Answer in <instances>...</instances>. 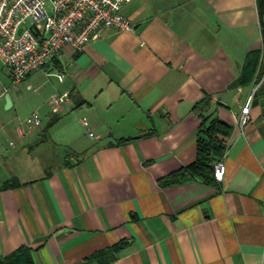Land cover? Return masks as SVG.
<instances>
[{
	"label": "crops",
	"instance_id": "0c3cea01",
	"mask_svg": "<svg viewBox=\"0 0 264 264\" xmlns=\"http://www.w3.org/2000/svg\"><path fill=\"white\" fill-rule=\"evenodd\" d=\"M122 12L133 29L107 28L73 65L56 59L19 83L44 100L25 114L20 93L7 108L1 80L0 264L20 248L35 264H264V10L132 0ZM66 91L73 103L54 114L49 97ZM206 95L233 125L214 183L174 176L197 157L193 108ZM35 111L41 127L24 122Z\"/></svg>",
	"mask_w": 264,
	"mask_h": 264
},
{
	"label": "built area",
	"instance_id": "2783aa9c",
	"mask_svg": "<svg viewBox=\"0 0 264 264\" xmlns=\"http://www.w3.org/2000/svg\"><path fill=\"white\" fill-rule=\"evenodd\" d=\"M132 0H0V60L12 84L17 85L54 60L73 65L70 57L82 52L105 29H133L122 8ZM60 80L64 74L56 73ZM30 87V86H29ZM249 96L242 105L239 124L245 131L251 121ZM51 111L61 113L72 104L70 92H55L49 99ZM24 122L41 127L43 118L37 111ZM91 137L96 136L89 122L82 120ZM224 157L215 162V176L223 180Z\"/></svg>",
	"mask_w": 264,
	"mask_h": 264
},
{
	"label": "trees",
	"instance_id": "16d2710c",
	"mask_svg": "<svg viewBox=\"0 0 264 264\" xmlns=\"http://www.w3.org/2000/svg\"><path fill=\"white\" fill-rule=\"evenodd\" d=\"M261 10H264V0H258ZM249 61L248 67L244 69L242 75L232 84L234 87L245 85L248 81V74H252L256 63ZM216 105L214 98L210 95L204 96L194 105V111L201 119V124L197 131V157L196 159L181 168L174 176H182L187 178L190 176L199 177L205 182L214 183L215 162L221 159L227 148L226 138L233 131V125L223 120L216 114ZM139 137V136H137ZM137 137L120 138L119 143H125ZM181 178V177H179ZM8 184L16 185L17 182H8ZM121 247V243L115 244L111 249L116 251ZM106 251H100L95 254L101 258ZM6 264H35L33 256L28 248H20L6 258Z\"/></svg>",
	"mask_w": 264,
	"mask_h": 264
},
{
	"label": "rangeland",
	"instance_id": "374dc122",
	"mask_svg": "<svg viewBox=\"0 0 264 264\" xmlns=\"http://www.w3.org/2000/svg\"><path fill=\"white\" fill-rule=\"evenodd\" d=\"M2 62L0 60V67L2 68ZM1 80L5 81V84L8 87V94H16V93H20L23 96V105L21 108V114H25L28 110L31 109V107L33 105H36L38 102H43V98L42 97H36L35 96V91L33 90H27L25 88H18L19 84L14 85L12 84L11 79L9 78V76L7 74H0V86H1ZM47 104H45L43 109H47Z\"/></svg>",
	"mask_w": 264,
	"mask_h": 264
},
{
	"label": "water",
	"instance_id": "95a60500",
	"mask_svg": "<svg viewBox=\"0 0 264 264\" xmlns=\"http://www.w3.org/2000/svg\"><path fill=\"white\" fill-rule=\"evenodd\" d=\"M7 108L11 107L13 102H12V97L10 94H7Z\"/></svg>",
	"mask_w": 264,
	"mask_h": 264
}]
</instances>
